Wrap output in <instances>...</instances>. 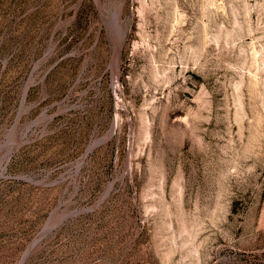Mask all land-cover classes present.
<instances>
[{"label": "rangeland", "instance_id": "rangeland-1", "mask_svg": "<svg viewBox=\"0 0 264 264\" xmlns=\"http://www.w3.org/2000/svg\"><path fill=\"white\" fill-rule=\"evenodd\" d=\"M0 264H264V0H0Z\"/></svg>", "mask_w": 264, "mask_h": 264}, {"label": "bare ground", "instance_id": "bare-ground-1", "mask_svg": "<svg viewBox=\"0 0 264 264\" xmlns=\"http://www.w3.org/2000/svg\"><path fill=\"white\" fill-rule=\"evenodd\" d=\"M97 1H99V0H97ZM127 2V1H126ZM146 5V4H145ZM142 7H143V5H142ZM142 10V9H141ZM140 10V11H141ZM144 10H142V12H143ZM113 23H114V26H115V28H116V30L119 32V34H120V38H122V36H123V30H122V28L120 27V24H119V12H115V13H113ZM122 25V24H121ZM117 39H119V38H117ZM123 42V41H122ZM121 43V42H120ZM120 49V48H119ZM118 60V59H117ZM118 65V64H117ZM116 67V66H115ZM116 70H117V68H116ZM116 73L118 74L119 72L118 71H116ZM46 228V227H45ZM47 228H48V226H47ZM37 242V241H36ZM31 248V247H30ZM30 252V251H29ZM25 258H27V257H25Z\"/></svg>", "mask_w": 264, "mask_h": 264}]
</instances>
